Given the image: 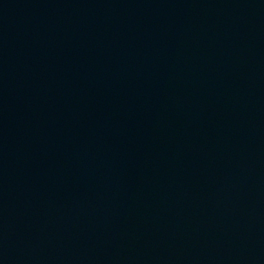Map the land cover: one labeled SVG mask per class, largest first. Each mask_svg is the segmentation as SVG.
<instances>
[{
	"label": "water",
	"instance_id": "obj_1",
	"mask_svg": "<svg viewBox=\"0 0 264 264\" xmlns=\"http://www.w3.org/2000/svg\"><path fill=\"white\" fill-rule=\"evenodd\" d=\"M0 264H264V0H0Z\"/></svg>",
	"mask_w": 264,
	"mask_h": 264
}]
</instances>
